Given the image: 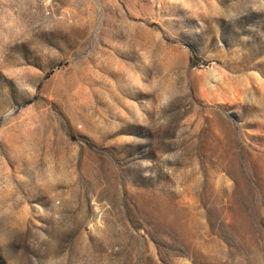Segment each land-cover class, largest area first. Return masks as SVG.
Listing matches in <instances>:
<instances>
[{"label": "rangeland", "instance_id": "374dc122", "mask_svg": "<svg viewBox=\"0 0 264 264\" xmlns=\"http://www.w3.org/2000/svg\"><path fill=\"white\" fill-rule=\"evenodd\" d=\"M0 264H264V0H0Z\"/></svg>", "mask_w": 264, "mask_h": 264}]
</instances>
